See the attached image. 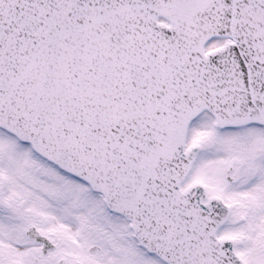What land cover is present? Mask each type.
I'll use <instances>...</instances> for the list:
<instances>
[{"label": "snow or ice", "instance_id": "snow-or-ice-1", "mask_svg": "<svg viewBox=\"0 0 264 264\" xmlns=\"http://www.w3.org/2000/svg\"><path fill=\"white\" fill-rule=\"evenodd\" d=\"M0 264H264V0H0Z\"/></svg>", "mask_w": 264, "mask_h": 264}]
</instances>
